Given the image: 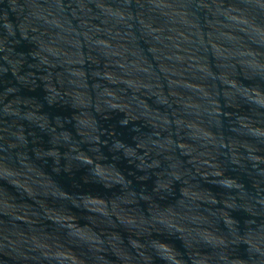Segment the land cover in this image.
Returning <instances> with one entry per match:
<instances>
[{
  "label": "water",
  "instance_id": "95a60500",
  "mask_svg": "<svg viewBox=\"0 0 264 264\" xmlns=\"http://www.w3.org/2000/svg\"><path fill=\"white\" fill-rule=\"evenodd\" d=\"M0 264H264V0H0Z\"/></svg>",
  "mask_w": 264,
  "mask_h": 264
}]
</instances>
